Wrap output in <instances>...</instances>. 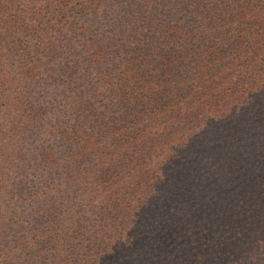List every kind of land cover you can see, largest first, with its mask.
<instances>
[{
    "label": "trees",
    "instance_id": "trees-1",
    "mask_svg": "<svg viewBox=\"0 0 264 264\" xmlns=\"http://www.w3.org/2000/svg\"><path fill=\"white\" fill-rule=\"evenodd\" d=\"M0 264H264V0H0Z\"/></svg>",
    "mask_w": 264,
    "mask_h": 264
}]
</instances>
